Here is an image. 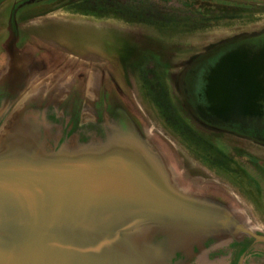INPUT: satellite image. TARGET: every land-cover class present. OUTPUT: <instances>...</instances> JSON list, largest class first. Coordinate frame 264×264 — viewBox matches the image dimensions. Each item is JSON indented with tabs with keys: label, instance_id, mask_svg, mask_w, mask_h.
Returning <instances> with one entry per match:
<instances>
[{
	"label": "rangeland",
	"instance_id": "rangeland-1",
	"mask_svg": "<svg viewBox=\"0 0 264 264\" xmlns=\"http://www.w3.org/2000/svg\"><path fill=\"white\" fill-rule=\"evenodd\" d=\"M1 4L0 84L14 69L27 90L12 102L10 117L0 128V150L9 146L3 140L18 138L17 129L23 126L38 136L48 153H57L60 124H49L44 115L40 129L42 123L32 115L34 125H28L30 120L18 125L12 119L18 107L28 104L42 110L48 104L60 108L63 120L62 111L70 109L73 93L79 91L84 123L95 119L90 114L98 110L94 96L114 90L118 95L111 108L119 110L122 119L112 118L110 131L143 145L173 187L187 197L220 202L236 232L233 238H218L224 240L222 245L248 237L264 253V242L258 239L264 237V149L240 136L201 127L178 90L189 59L222 40L264 31V0ZM78 133L64 142L67 155L84 149L101 154L107 136L91 133L83 140ZM163 236L154 242L162 246Z\"/></svg>",
	"mask_w": 264,
	"mask_h": 264
},
{
	"label": "water",
	"instance_id": "water-1",
	"mask_svg": "<svg viewBox=\"0 0 264 264\" xmlns=\"http://www.w3.org/2000/svg\"><path fill=\"white\" fill-rule=\"evenodd\" d=\"M218 69L213 113L246 119L264 83V54L231 53ZM29 129L0 150V264H172L209 237H234L221 207L174 188L128 136L110 131L101 154L67 155L48 153Z\"/></svg>",
	"mask_w": 264,
	"mask_h": 264
},
{
	"label": "flooded vegetation",
	"instance_id": "flooded-vegetation-1",
	"mask_svg": "<svg viewBox=\"0 0 264 264\" xmlns=\"http://www.w3.org/2000/svg\"><path fill=\"white\" fill-rule=\"evenodd\" d=\"M237 52L249 58L257 54H264V31L255 34H242L231 39L222 40L208 47L206 51L189 59L187 68L181 73L179 78L178 90L186 104L185 106L201 127L212 133L240 136L264 149V83L262 84L259 97L254 95L257 101L253 102V110L246 119L231 118L227 120L224 117L216 116L211 109L213 99L209 96V92L215 76L218 74H216V71L219 70L220 62L225 56ZM14 72V69L10 71L4 83L0 84V128L6 118L10 117L12 102L25 96L24 94L27 90L25 88L27 86H24L21 77ZM260 79L264 81V72L260 75ZM79 93V91L73 93L74 97L72 98L70 109L62 111L63 120L59 115L62 114L60 108L57 109L54 106L45 104L43 105L44 108L39 110L35 106H30L29 108L28 104H25L13 112V122L19 125V122L24 121L27 123L28 121L26 122L25 120L31 121L37 116L39 123H42L40 129H43V117L48 115L46 121L49 124L51 122V124H57L56 126L60 124L62 128V136L55 147L57 150L56 154L61 151L64 142L77 134L78 131L83 140V136L89 138L91 133L107 136L111 129L110 121L112 118L122 119L119 110L111 108L115 100L113 96L118 95L117 92L111 89H104L103 95L99 93L97 98L94 96V105H98V110L94 108L90 114L95 119L85 121L87 123L81 121L83 109L79 110ZM32 115L35 116L32 117ZM30 124L34 125L35 123L31 121L28 125ZM207 202L220 207L219 201L212 200ZM223 241L215 237H209L204 242L195 244L188 253L177 252L173 263L264 264V253L256 249L254 240L247 237L241 242L233 241L230 245H222Z\"/></svg>",
	"mask_w": 264,
	"mask_h": 264
}]
</instances>
